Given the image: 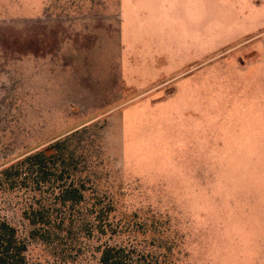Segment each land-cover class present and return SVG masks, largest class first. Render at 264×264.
<instances>
[{"label":"rangeland","instance_id":"374dc122","mask_svg":"<svg viewBox=\"0 0 264 264\" xmlns=\"http://www.w3.org/2000/svg\"><path fill=\"white\" fill-rule=\"evenodd\" d=\"M67 135L107 232L0 184L29 262L264 264V0H0V171Z\"/></svg>","mask_w":264,"mask_h":264},{"label":"trees","instance_id":"16d2710c","mask_svg":"<svg viewBox=\"0 0 264 264\" xmlns=\"http://www.w3.org/2000/svg\"><path fill=\"white\" fill-rule=\"evenodd\" d=\"M86 128L85 126L81 130ZM70 139L71 136L67 135L55 140L44 149L28 154L0 171V184L6 189H24L36 194L54 195L52 203L44 204L42 200H38L37 206L30 205L24 212L33 226L32 233L35 237L48 240L51 229L70 230L76 223L89 235L93 234L94 228L102 233L107 232V226L100 217L111 206H104L99 199L86 207L84 213L77 209L87 203L86 194L91 188L82 176L84 170L81 167V156L77 149L72 148ZM75 212L79 216H73ZM92 216L94 221L89 219ZM26 251L27 245L20 239L16 227L7 220L0 219V264H41L29 262ZM100 264L137 263L132 250L108 245L102 249Z\"/></svg>","mask_w":264,"mask_h":264},{"label":"crops","instance_id":"0c3cea01","mask_svg":"<svg viewBox=\"0 0 264 264\" xmlns=\"http://www.w3.org/2000/svg\"><path fill=\"white\" fill-rule=\"evenodd\" d=\"M123 35H124V31H123ZM122 39H123V37H122Z\"/></svg>","mask_w":264,"mask_h":264}]
</instances>
